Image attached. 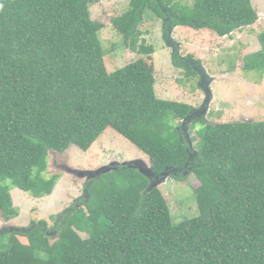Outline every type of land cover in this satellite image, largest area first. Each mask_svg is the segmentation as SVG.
I'll return each instance as SVG.
<instances>
[{"label": "trees", "instance_id": "obj_1", "mask_svg": "<svg viewBox=\"0 0 264 264\" xmlns=\"http://www.w3.org/2000/svg\"><path fill=\"white\" fill-rule=\"evenodd\" d=\"M96 1L0 0V220L18 216L12 188L52 194L59 175L47 174L51 152L88 151L107 129L147 156L155 175L189 165L197 215L174 223L161 192L147 190L150 180L119 166L84 184L51 228L39 221L2 229L0 264H264V120H187L191 105L156 97L154 64H146L154 49L138 30L151 12L173 27L228 36L257 20L250 0H131L111 24L141 59L112 73L103 64V26L88 11ZM258 43L243 70H264V30Z\"/></svg>", "mask_w": 264, "mask_h": 264}, {"label": "rangeland", "instance_id": "obj_2", "mask_svg": "<svg viewBox=\"0 0 264 264\" xmlns=\"http://www.w3.org/2000/svg\"><path fill=\"white\" fill-rule=\"evenodd\" d=\"M130 1L97 0L88 7L91 19L103 26L98 37L104 49L103 64L108 73L141 59L140 55L126 48L122 36L111 24L113 18L129 9ZM192 1L170 0V5H191ZM250 3L257 20L224 37L206 29L172 27L169 17L161 19L151 12L144 15L138 26L139 40L154 49L153 61H146V64L151 70L154 64V91L158 99L189 104L194 108L195 118L202 117L211 124L264 120V70H243L245 57L259 50L258 36L264 30V0H250ZM162 23H166V30L167 27L171 30L170 37L174 44L172 52L184 64L204 71L207 85L199 73L195 76L187 74L183 69L172 65L171 50L162 36ZM189 55L192 60L186 57ZM207 90L210 92L209 96L206 95ZM202 108L203 112L200 113ZM194 128L200 130L202 125L197 123ZM193 130L187 127L184 129L192 144L196 141ZM138 159H142L145 164L149 162L147 156L111 129H107L88 151L83 152L71 146L60 154L51 152L47 174L59 175L52 194L33 198L12 188L10 194L18 216L7 223L0 220V231L27 229L33 222L39 221H45L47 227L51 228L53 219L72 208L74 202L82 197L86 179L77 178L68 170L88 172L116 163L135 166L134 162ZM167 172L170 173L169 176L155 188L165 198L173 222L179 223L195 217L197 205L193 188L198 183L191 174V168L186 165L178 170V176L182 180L171 179L174 174H171V170ZM161 174L156 176L161 177ZM47 234L50 242L56 238L52 231Z\"/></svg>", "mask_w": 264, "mask_h": 264}, {"label": "water", "instance_id": "obj_3", "mask_svg": "<svg viewBox=\"0 0 264 264\" xmlns=\"http://www.w3.org/2000/svg\"><path fill=\"white\" fill-rule=\"evenodd\" d=\"M167 33H170V28L167 27ZM173 42L171 40L170 37H168L166 39V46H168V48H171L172 50L173 49ZM175 48V46H174ZM176 51V50H175ZM192 67V66H191ZM195 72L199 73L200 75V78L203 79L205 85H207V81H206V75L204 73V71L202 72L201 69H199V67H192ZM205 78V79H204ZM208 91V92H207ZM206 91V95H210V92L209 90ZM204 108V107H203ZM203 108L201 109V112H203ZM195 113L194 111L191 113V116H189V118H187V120L191 119L192 117H194ZM136 165L135 166H131L132 164H124V163H121V164H109L108 166H102L100 168H98L97 170H94V171H88V172H84V171H80V170H68L69 172L72 173V175H74L75 177L77 178H84L86 179V183L88 181H91L93 179H96L97 177H99L101 174H106L108 172H111L113 170H117V168L119 166H122V167H126V168H131V169H137L139 173H141L143 176L147 177L149 180H150V187L148 189V191L154 189L155 187H158L161 185V183L165 180L164 178L168 177L169 176V172L167 171H170V170H167V171H164L162 174H161V177H158L156 176L153 171H152V167H151V164L148 162V164L142 160V159H138L134 162ZM133 163V164H134ZM171 174H174V175H178V170H171ZM176 172V173H175ZM55 235V234H54Z\"/></svg>", "mask_w": 264, "mask_h": 264}, {"label": "flooded vegetation", "instance_id": "obj_4", "mask_svg": "<svg viewBox=\"0 0 264 264\" xmlns=\"http://www.w3.org/2000/svg\"><path fill=\"white\" fill-rule=\"evenodd\" d=\"M172 27H173V26H172ZM176 27H177V26H176ZM176 27H175V28H176ZM180 27H181V26H180ZM177 28H179V27H177ZM170 32H171V30H170ZM170 34H171V33H167V30H166L165 41H166V39H167L168 37H170ZM162 36H163V35H162ZM170 38H171V37H170ZM176 44H177V43H176ZM168 49H169V48H168ZM170 50H171V55H172V54H175L174 52H172V49H171V48H170ZM170 60L172 61V56H171ZM171 63H172V62H171ZM181 65H182V66H185V69H183V68H177V67H176V68H177V69H183L185 72H187V70H188L191 74H192L191 71L195 72V70H194L191 66H188V65L184 64L183 61H181ZM194 74L197 75V72H195ZM194 74H192V75H194ZM195 75H194V76H195ZM199 76H200V75H199Z\"/></svg>", "mask_w": 264, "mask_h": 264}, {"label": "clouds", "instance_id": "obj_5", "mask_svg": "<svg viewBox=\"0 0 264 264\" xmlns=\"http://www.w3.org/2000/svg\"><path fill=\"white\" fill-rule=\"evenodd\" d=\"M85 184H86V182H85Z\"/></svg>", "mask_w": 264, "mask_h": 264}]
</instances>
